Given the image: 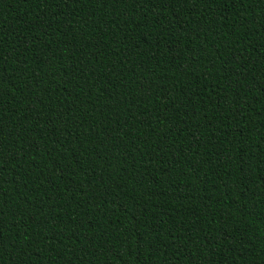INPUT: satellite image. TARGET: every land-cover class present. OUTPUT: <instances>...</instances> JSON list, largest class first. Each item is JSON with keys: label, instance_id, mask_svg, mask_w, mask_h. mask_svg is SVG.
<instances>
[{"label": "trees", "instance_id": "trees-1", "mask_svg": "<svg viewBox=\"0 0 264 264\" xmlns=\"http://www.w3.org/2000/svg\"><path fill=\"white\" fill-rule=\"evenodd\" d=\"M0 264H264V0H0Z\"/></svg>", "mask_w": 264, "mask_h": 264}]
</instances>
